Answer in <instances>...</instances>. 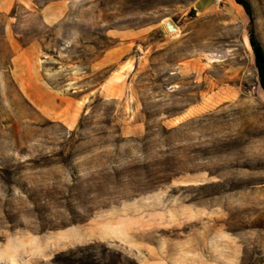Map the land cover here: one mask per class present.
Masks as SVG:
<instances>
[{"label":"rangeland","instance_id":"1","mask_svg":"<svg viewBox=\"0 0 264 264\" xmlns=\"http://www.w3.org/2000/svg\"><path fill=\"white\" fill-rule=\"evenodd\" d=\"M247 1L264 50V0ZM58 2L73 3L66 17L81 21L64 35L77 31L94 55L113 46L108 30L140 34L117 90L100 94L108 72L96 71L74 123L26 98L29 43L42 44L55 87L76 69L77 50L64 56L38 14ZM9 3L0 7V264H264V94L243 9Z\"/></svg>","mask_w":264,"mask_h":264},{"label":"crops","instance_id":"2","mask_svg":"<svg viewBox=\"0 0 264 264\" xmlns=\"http://www.w3.org/2000/svg\"><path fill=\"white\" fill-rule=\"evenodd\" d=\"M9 0L0 4L2 9L9 7ZM74 6L73 3H52L38 10L42 18V25L46 28H54L56 37L60 38V51L65 56L69 49H76V57H71V75L58 87L54 86L51 73L42 67L43 62H47V56H43V46L41 43H29L24 47L26 54V98L30 100L32 106L39 108H53L52 110H42L46 116L64 123H74L75 114L85 105L94 92V84L90 82L91 76L96 71L107 70L108 74L103 79L98 89L100 94L108 95L111 90H117L118 81L125 78L128 74L125 62L128 52L131 50L130 40L140 34H131L126 30H108L106 37L109 41L113 40V46L100 49L98 55H94L96 47L88 44L77 31H72L67 37L66 28L74 27L81 23L80 20L67 18V12ZM9 29L7 34H9ZM90 54V56H89ZM43 56V58H42ZM39 61L38 67L36 62ZM111 67L116 68L111 73ZM36 87L40 91L39 95H34L31 88ZM44 92V93H43ZM46 99V100H44Z\"/></svg>","mask_w":264,"mask_h":264},{"label":"trees","instance_id":"3","mask_svg":"<svg viewBox=\"0 0 264 264\" xmlns=\"http://www.w3.org/2000/svg\"><path fill=\"white\" fill-rule=\"evenodd\" d=\"M239 5L248 19V41L253 55L254 67L257 73L258 85L264 94V50L258 41L254 30V15L250 3L247 0H233Z\"/></svg>","mask_w":264,"mask_h":264},{"label":"water","instance_id":"4","mask_svg":"<svg viewBox=\"0 0 264 264\" xmlns=\"http://www.w3.org/2000/svg\"><path fill=\"white\" fill-rule=\"evenodd\" d=\"M165 28L168 32H172L176 30V27L170 21L165 22Z\"/></svg>","mask_w":264,"mask_h":264}]
</instances>
